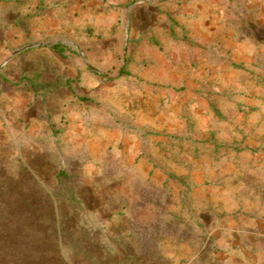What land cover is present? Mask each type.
<instances>
[{"label":"rangeland","instance_id":"1","mask_svg":"<svg viewBox=\"0 0 264 264\" xmlns=\"http://www.w3.org/2000/svg\"><path fill=\"white\" fill-rule=\"evenodd\" d=\"M0 249L264 264V0H0Z\"/></svg>","mask_w":264,"mask_h":264},{"label":"trees","instance_id":"2","mask_svg":"<svg viewBox=\"0 0 264 264\" xmlns=\"http://www.w3.org/2000/svg\"><path fill=\"white\" fill-rule=\"evenodd\" d=\"M0 258H2V256H0ZM0 264H9V261L8 260L6 261V258H3V259H0ZM35 264H38V263H35Z\"/></svg>","mask_w":264,"mask_h":264}]
</instances>
